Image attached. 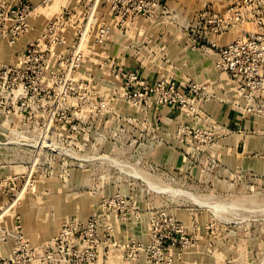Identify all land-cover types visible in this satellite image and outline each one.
Returning <instances> with one entry per match:
<instances>
[{
	"label": "rangeland",
	"instance_id": "1",
	"mask_svg": "<svg viewBox=\"0 0 264 264\" xmlns=\"http://www.w3.org/2000/svg\"><path fill=\"white\" fill-rule=\"evenodd\" d=\"M207 1L128 18L126 1L110 16L40 0L26 32H0V264H264V132L243 128L223 74L196 80L178 49L190 26L203 59L192 16ZM134 72L208 95L197 114L145 101Z\"/></svg>",
	"mask_w": 264,
	"mask_h": 264
},
{
	"label": "built area",
	"instance_id": "2",
	"mask_svg": "<svg viewBox=\"0 0 264 264\" xmlns=\"http://www.w3.org/2000/svg\"><path fill=\"white\" fill-rule=\"evenodd\" d=\"M18 1L0 0V32L11 36L13 40L29 29L28 17L34 10L32 3ZM50 1L42 0L45 4ZM125 1L131 3L128 18L138 15L155 17L170 8L168 0H79L80 3L93 5L92 12L97 10L101 13L100 10L106 7L110 16L116 12L118 3ZM214 3L222 6L216 8ZM192 19L195 23L203 22L209 33L203 38L206 46L215 50L213 67L225 76L224 82L233 88V106L241 120L252 121L253 127L249 130L264 132V0H210L194 12ZM236 26L240 27V35L219 45L217 38ZM187 29L193 48L201 35L197 36L190 26ZM131 77L141 87V96L145 101L155 99L163 104H172L173 107L188 106L193 114L199 112L200 100L208 95L205 82L178 84L172 76L149 80L138 72L132 73ZM15 232L17 252L22 249L21 245L27 247L28 244L19 224L15 225ZM26 257L21 264H31L34 257L32 252ZM76 260L74 264H84V255Z\"/></svg>",
	"mask_w": 264,
	"mask_h": 264
},
{
	"label": "crops",
	"instance_id": "3",
	"mask_svg": "<svg viewBox=\"0 0 264 264\" xmlns=\"http://www.w3.org/2000/svg\"><path fill=\"white\" fill-rule=\"evenodd\" d=\"M40 0H31L32 4L34 5L35 3L38 4ZM65 3H69L70 2H73L74 0H63ZM79 1V0H78ZM227 33H230V32H227ZM184 38H188V35H183ZM237 37V34L234 33L233 35H230L229 39H225L224 38H221L220 41H222L221 43L222 44H225L227 43V41H230V40H233L234 38ZM186 38V39H187ZM189 40V38H188ZM182 46V47H181ZM208 48V49H207ZM178 49H180L181 51L180 52H188L189 54V57H188V63L190 65H193V68H194V72L196 73V80H205L206 82L208 83H212V84H215V85H223V83L221 82L222 80H216L214 79V77H217V75H212L211 73L213 72L212 69H213V66H212V63L210 61V58H214V53H215V50L212 49V48H209V47H202V48H198V50H203L205 54H203V59H201L199 62L198 61H193L192 60V56L191 54L193 53L192 51L196 50L194 48H191L190 45H179ZM205 56V57H204ZM204 63V64H203ZM188 64V65H189ZM199 70L200 73L197 74L196 70ZM215 71V69H214ZM216 72V71H215ZM222 75V74H221ZM224 76V75H223ZM235 114H237L235 112ZM239 116V115H238ZM253 127V123L252 121H248V120H244V123H243V128H246V129H251ZM256 132H259L258 130Z\"/></svg>",
	"mask_w": 264,
	"mask_h": 264
},
{
	"label": "bare ground",
	"instance_id": "4",
	"mask_svg": "<svg viewBox=\"0 0 264 264\" xmlns=\"http://www.w3.org/2000/svg\"><path fill=\"white\" fill-rule=\"evenodd\" d=\"M204 64V63H203Z\"/></svg>",
	"mask_w": 264,
	"mask_h": 264
}]
</instances>
